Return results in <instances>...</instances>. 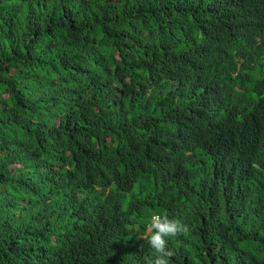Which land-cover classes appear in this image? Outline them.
<instances>
[{"label": "trees", "instance_id": "16d2710c", "mask_svg": "<svg viewBox=\"0 0 264 264\" xmlns=\"http://www.w3.org/2000/svg\"><path fill=\"white\" fill-rule=\"evenodd\" d=\"M164 211L264 264V0H0V264H146Z\"/></svg>", "mask_w": 264, "mask_h": 264}, {"label": "clouds", "instance_id": "9594fccd", "mask_svg": "<svg viewBox=\"0 0 264 264\" xmlns=\"http://www.w3.org/2000/svg\"><path fill=\"white\" fill-rule=\"evenodd\" d=\"M188 231L185 223L179 218H170L167 211L152 215L141 237L155 253L147 258L146 264H170V257L174 253L168 247L169 239L179 237Z\"/></svg>", "mask_w": 264, "mask_h": 264}]
</instances>
